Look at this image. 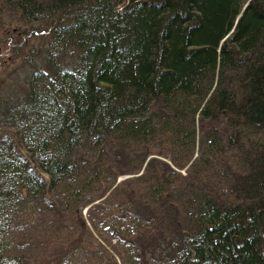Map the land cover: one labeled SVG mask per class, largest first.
<instances>
[{
  "label": "trees",
  "instance_id": "trees-1",
  "mask_svg": "<svg viewBox=\"0 0 264 264\" xmlns=\"http://www.w3.org/2000/svg\"><path fill=\"white\" fill-rule=\"evenodd\" d=\"M0 264H264V0H0Z\"/></svg>",
  "mask_w": 264,
  "mask_h": 264
}]
</instances>
